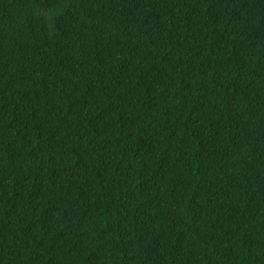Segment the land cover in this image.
Listing matches in <instances>:
<instances>
[{
	"label": "trees",
	"instance_id": "16d2710c",
	"mask_svg": "<svg viewBox=\"0 0 264 264\" xmlns=\"http://www.w3.org/2000/svg\"><path fill=\"white\" fill-rule=\"evenodd\" d=\"M0 264H264V0H0Z\"/></svg>",
	"mask_w": 264,
	"mask_h": 264
}]
</instances>
